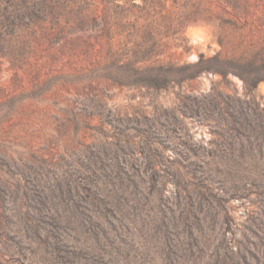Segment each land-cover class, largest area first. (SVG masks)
<instances>
[{"label": "rangeland", "instance_id": "obj_1", "mask_svg": "<svg viewBox=\"0 0 264 264\" xmlns=\"http://www.w3.org/2000/svg\"><path fill=\"white\" fill-rule=\"evenodd\" d=\"M0 264H264V0H0Z\"/></svg>", "mask_w": 264, "mask_h": 264}]
</instances>
